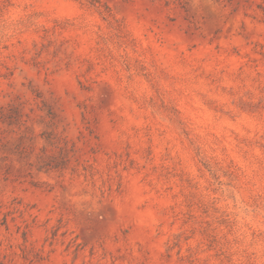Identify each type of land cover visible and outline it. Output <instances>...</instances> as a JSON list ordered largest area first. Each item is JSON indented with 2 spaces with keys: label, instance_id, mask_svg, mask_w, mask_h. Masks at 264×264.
Returning a JSON list of instances; mask_svg holds the SVG:
<instances>
[{
  "label": "rangeland",
  "instance_id": "obj_1",
  "mask_svg": "<svg viewBox=\"0 0 264 264\" xmlns=\"http://www.w3.org/2000/svg\"><path fill=\"white\" fill-rule=\"evenodd\" d=\"M0 264H264V0H0Z\"/></svg>",
  "mask_w": 264,
  "mask_h": 264
}]
</instances>
